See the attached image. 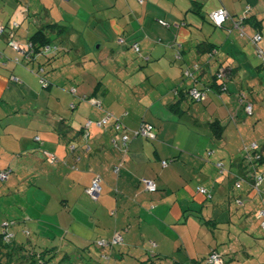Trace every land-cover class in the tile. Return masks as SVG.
Returning <instances> with one entry per match:
<instances>
[{
	"label": "crops",
	"instance_id": "crops-1",
	"mask_svg": "<svg viewBox=\"0 0 264 264\" xmlns=\"http://www.w3.org/2000/svg\"><path fill=\"white\" fill-rule=\"evenodd\" d=\"M221 7L230 17L217 27L209 13ZM241 17L247 19L237 27ZM11 20L19 22L14 30L17 40L28 42L38 31L50 30L51 47L56 49L31 58L19 56L16 63L18 55L8 46V34L0 35V51L7 62L0 65V171L11 170L3 185L7 189L0 192V199L9 203L0 209V223L9 218L20 231L29 227L38 235L30 241L49 252H58L60 244L74 253L84 248L91 252L94 244L109 264H159L169 253L177 256L174 264H186L215 248L226 256V264L235 261L230 246L212 245L219 210L224 211L218 208L215 193L232 195L230 179L216 177L208 160L217 151L209 140L220 141L225 135L224 131L218 136L212 122L219 120L224 130L227 113L239 116L244 109L237 101L243 90L236 79H251L254 85L255 77H261L256 72L263 70L264 60L259 64L248 46L254 34H263L264 0H0V23L8 29ZM54 23L58 25L52 31L48 26ZM136 42L139 51L132 46ZM113 43L128 45L141 62L127 58L119 62L123 52L115 48L107 52ZM178 51L181 58H176ZM214 62L219 66L215 73L224 69L229 91L220 97L214 87L196 101L189 91L215 85V74L211 80L206 77ZM185 69L192 76L183 74ZM37 72L51 81L50 87L43 88ZM137 72L141 75L135 76ZM120 74L126 77L121 80ZM202 81L205 84L198 85ZM256 82L264 92V82ZM120 83L132 90L131 104L122 96H111ZM72 87L79 96L95 93L103 106L79 101L70 92ZM255 89H249L254 102ZM253 100L248 98L255 112ZM72 102L77 103L75 109ZM106 110L120 116L129 129L153 123L156 139L140 136L126 146L120 141L116 145L113 127L95 123ZM86 122H91L89 146H83ZM71 144L73 150L68 149ZM44 151L56 161L46 160ZM165 160L170 163L163 167ZM238 160L240 172L244 166ZM97 174L102 191L94 200L87 189ZM142 178L155 180L158 189L147 191ZM242 184L240 195L250 201L243 207H250L256 220L264 219L256 214L264 200L251 183L247 188ZM201 186L210 190L211 199L197 190ZM118 232L123 235L120 244L96 245L99 239L109 242ZM204 232L208 243L201 238ZM247 251L243 255L250 257ZM69 253L68 249L66 257Z\"/></svg>",
	"mask_w": 264,
	"mask_h": 264
},
{
	"label": "rangeland",
	"instance_id": "rangeland-1",
	"mask_svg": "<svg viewBox=\"0 0 264 264\" xmlns=\"http://www.w3.org/2000/svg\"><path fill=\"white\" fill-rule=\"evenodd\" d=\"M206 26H209L206 24ZM211 27V26H209ZM264 36V31L263 34ZM264 40V39H263ZM252 44L249 43V50L248 52H251V54L254 52L256 57H258V59H260L258 61V63L260 64V61L262 59V61L264 60V57L261 56L259 54V50L258 48H260L261 50L264 51V42L259 41L257 44L251 40ZM263 43V45H262ZM109 48L107 49V52L110 51L111 48H115L117 50L118 53L123 52L124 53V57L121 56L120 58H118V61L123 63L124 59L127 58L130 61H134L137 63V61H139V63L141 62L142 58L138 57V56H133V51L131 50L132 48L128 47V45L124 44V45H118L116 43L111 44L110 46H108ZM89 49L92 51V53H95V50L93 49V47L91 45H89ZM74 53H76V50L72 47L71 49ZM107 52H103V53H107ZM135 52V51H134ZM139 52H137L136 54H138ZM119 55V54H118ZM139 55V54H138ZM145 57V55H144ZM81 60H79L78 62H80ZM77 62V63H78ZM264 62V61H263ZM262 62V66L263 70H259V72L257 71L258 69H255L254 71H257V75L261 76L260 79L255 77L256 81L261 80L264 82V63ZM217 62H214L213 64V71H209L210 67L207 70V79H213V76L215 73V70L218 69L219 66H216ZM225 63V62H224ZM76 64V63H75ZM79 65V64H78ZM133 66V64L131 65ZM78 67V66H76ZM134 68V67H132ZM224 68H227V66H224ZM221 70L224 72V69L221 68ZM244 72V71H243ZM137 74L141 75V73H135L134 75L137 76ZM245 75V72L242 74V76ZM116 76V75H115ZM118 77H120L121 80H123L126 75L125 74H120L118 75ZM109 79H114V75H108ZM120 80V82H121ZM251 79H245V78H240L238 77L236 79V83L238 84L237 88H241L243 91H240L243 95L245 94L247 97V101L248 98L253 100L250 97H253L250 93L251 91L249 90L252 86H256V89L254 92L255 94V98H256V102H254L255 105V112L252 115V113H249L246 110V106H244L243 111H241V114L239 116L236 115V113L234 112V114L229 115V113H227L226 118L224 119V123L227 126L226 129H224L223 131H225V135L224 138L220 139V141L215 140L213 138H211V140H209L210 143L213 144V146L215 147V149L217 150L216 153L214 154V156L208 157L209 161L212 164V167L214 168L215 171L218 172L216 177L222 178L223 176H226L227 178L230 179L231 181V187H230V191H231V195L232 196H228V194H225V196L222 195H218L215 193V199L217 202L220 203L219 205V209L224 210L223 212L225 213L223 216L221 215L222 213L219 210V224L216 228V233L215 236H213L214 238V242H213V246L217 245L219 248H221V246H230L234 251H235V255H234V260L233 262H230V260L228 261V264H263L264 262V230H263V221L264 219L261 220H256L254 215L252 214V212L249 210L250 207L245 208L243 207V205L246 203L247 206H249V200L247 196H241L240 193L242 191L241 186H238L237 181L239 179V166H237V162L239 161L238 159L240 158L239 156L242 155V151L241 150L243 148L246 147L247 143H251L254 141L259 142L262 146L264 145V92L262 91V87L260 90L259 87L261 86L259 82H256L255 80V84L252 85V83H250ZM242 81V82H241ZM118 82V81H117ZM202 82H198V85L201 86ZM205 84V83H203ZM123 88V89H122ZM139 90L141 92L145 91L144 88H139ZM112 93L111 96L115 97V96H122L125 100L126 103H130L131 101L129 100L130 98H133L132 96V90H130L129 88H127V86H123L121 83L119 84V86L113 88V90L110 92ZM142 95V93H140V96ZM139 96V97H140ZM241 96L238 95L237 101H239V103L241 102ZM137 104L135 105L138 108H143L141 105L138 104V102H136ZM131 104V103H130ZM241 105V104H240ZM207 114V113H205ZM203 114V115H205ZM233 116V117H232ZM210 118V115L208 116ZM183 123L186 125L187 123H189L187 120L183 121ZM135 129V128H132ZM205 138V136H204ZM206 139V138H205ZM121 143L123 142V138H119V140ZM231 152V154L233 153L234 156H230L229 152ZM264 152V150H263ZM244 153V152H243ZM223 168L224 169V173H223ZM261 171H264V164L261 166ZM237 174V175H236ZM225 177V178H226ZM218 180V179H217ZM219 181V180H218ZM243 188H247L246 187V183L243 181ZM4 182L0 181V192L3 191L4 189H7V187L3 186ZM212 187V186H211ZM210 187V188H211ZM219 188V184H217L216 190ZM239 194V195H238ZM1 197H7V196H1ZM240 199V201L243 202V204H240L235 201L234 199ZM7 204H9L8 202H6V199L1 198L0 199V209L4 206H6ZM207 213V211L205 212V214ZM249 214L248 216H246V214ZM2 214V213H0ZM198 216V214H196ZM1 217V215H0ZM207 217H209V215H207ZM232 217V222L229 220V218ZM196 219V217H194ZM242 219V221H241ZM199 222V219H196ZM245 220V221H244ZM237 221H239L240 223H238ZM254 222L257 223L258 226H260L259 228H256L255 225L253 224ZM261 224V225H260ZM252 226L255 229L254 234H252L251 232V228ZM31 227V225H30ZM27 229L30 230V228L28 227ZM13 232L17 234V241H27V239L29 237H31L34 242L36 237H38L37 234H35L34 232H32V234H26L23 231H20L21 229L18 226H15L12 228ZM208 230V229H207ZM208 231L211 232V229H209ZM31 232V230H30ZM212 233V232H211ZM30 238V239H31ZM201 238H204L205 242L207 241L208 238V234H206V232L203 233V235H201ZM155 241H152V243ZM201 242L203 244H199L203 247L204 251H205V244L203 239H201ZM151 243V245H152ZM208 243V241H207ZM210 243V242H209ZM60 244V243H58ZM60 246V250L58 252H56L55 254L56 259L51 261L50 264H109L110 261L109 259L103 258V254L102 250H95L94 249V244L91 245V252H89L88 250L86 251V249L84 248L83 250H81L82 252L80 253H74L73 249H70L67 246H62L61 244ZM87 248V247H86ZM70 251L69 255L63 259L64 254H66V252ZM101 249V248H100ZM148 250H151L150 247H147ZM73 250V251H72ZM248 250L247 252L250 253V257L244 256L243 255V251ZM76 251V250H75ZM168 251H169V247H168ZM203 251V252H204ZM101 252V253H100ZM151 253V252H149ZM102 257H101V256ZM261 255H263L261 257ZM179 256V255H178ZM177 256L172 255V253H169V256L166 257V261L164 262H159V264H174L173 260H177L176 259ZM50 257H48V261ZM63 259L62 262H60ZM224 260H226V256L224 255ZM227 261V260H226ZM113 263V262H112ZM111 263V264H112ZM158 264V263H157Z\"/></svg>",
	"mask_w": 264,
	"mask_h": 264
},
{
	"label": "trees",
	"instance_id": "trees-1",
	"mask_svg": "<svg viewBox=\"0 0 264 264\" xmlns=\"http://www.w3.org/2000/svg\"><path fill=\"white\" fill-rule=\"evenodd\" d=\"M243 18H244L243 19V23H244V21H246L247 18L246 17H243ZM56 25H58V24L54 23L52 26L49 25L48 28H50L53 31L54 26L56 27ZM48 32H50V30L49 31L48 30L47 31L46 30L38 31L37 34L33 38L30 39V41L32 42L33 47H34V52H33V54H31V56H34L35 54H38V53H46V54L51 53L52 48H53V50L56 49L55 46L51 47L52 41H51V38L49 37ZM2 35H4V34H2ZM6 40L8 43V38ZM30 41H28V42H30ZM21 42H23V41H21ZM173 45L174 44H172V43L167 44L168 47H172ZM210 52H212V53L215 52V49L211 48ZM0 54H1L0 65L7 64V62L4 59L3 52L0 51ZM177 55H180V57H177ZM31 56H29L28 58H31ZM181 56H182L181 52L178 51V53L176 54V58H181ZM25 58H27V57H25ZM19 62H20V60L16 63H19ZM187 70L188 69H185L183 74H185L186 76H190V75L185 73V71H187ZM189 71H190V69H189ZM216 75H217V73L215 74V78H214L215 79L214 80L215 85L208 86V88H203L201 90H205L206 92H209V90L216 87V89L218 90L217 95H219L221 97V95H222L221 93L229 91V86L227 84L228 78H227L226 73H225V76L221 79H218V77ZM38 76H39V80L41 81L43 88L51 86V81L48 80L45 77V75H40V72H39ZM191 76H192V74H191ZM12 78L15 79L16 81H18L16 77H12ZM41 79L46 80V83L43 84ZM218 81H219V83H218ZM224 87H226V89ZM70 92L73 93V96L76 97L77 99H79V101L80 100L88 101V102L93 103L97 106H101V107L103 106V104H102L103 102L96 97L95 93L94 94L92 93L91 96H86V95H80L79 96V95H77V90L75 87H72L70 89ZM237 94L240 95L242 98L243 94L240 91ZM246 101H247V96L245 95V98L241 99V103L244 104V106L247 105L248 103H251L249 101L248 102H246ZM76 104H77L76 102H72L70 107L72 109H75ZM253 112H254V106H253ZM253 112H252V114H253ZM104 118H106V123H104V125H101V126L108 128L109 125H111V127H113V129H114L113 141L116 145H117L119 138L123 137L124 134H128V133L133 134L134 131H136L140 128V127L137 129L127 128L126 127L127 125L122 121L120 116H118L117 114H114L113 112H110L108 110H106V114L104 115V117L101 120L96 121L95 123L99 124V122H101ZM142 124H143V122H142ZM214 124L217 125V126H214L216 133L218 134V136H222L224 131H223V127L221 126L220 121L216 120V121L212 122V125H214ZM90 127H91V122L90 123L86 122L84 124L83 130H82V136L84 137L83 146H89V142H90L89 138L90 137L87 136V138H86L85 134L86 133L89 134ZM140 136H137V137H140ZM134 138H136V137L132 136L131 139H134ZM35 139L38 141H42V139L39 135H35ZM126 144H124V145L126 146ZM254 144H256L257 147H255ZM72 147L74 148L75 145H73V144L69 145L68 149L73 150ZM241 150H244V151H242V155L240 156V160H241L240 164H242L244 166V169L239 172V179L237 181V184H238V186H240L243 181L246 183H248V182L251 183V186L253 189L256 190L257 188H259L261 190L260 192H258L257 190L256 191L261 196V199L264 200V187L262 185V183H264V181L262 183H260V185L256 188V182H257L258 176L260 174L264 175V171L262 172L260 169L261 166L264 164V152H263L264 145L262 146L259 142L253 141L251 143H247L246 147L241 149ZM47 151H44L45 156H46V160H48L51 163H54L56 161V157H54V155H53V158L50 159ZM224 169L225 168H223V170H222L223 173H224ZM1 171H6L8 173V175L11 172L10 168H6V169H3ZM1 171H0V173H1ZM97 176H100V175L97 174L95 177H97ZM9 177H10V175L8 176L7 179H2V177L0 176V180H2L3 182H6V181H8ZM100 178H101V176H100ZM101 185H102V183H101ZM211 196H212V193H211ZM207 198L211 199L212 197L207 196ZM235 201H237L239 204H240V202H241V204H243V202L240 201V199H238V198ZM261 208L264 209V205ZM261 208H259V209H261ZM256 214H257V211H256ZM4 222H8V224H5ZM14 225H15V222H13L9 218L3 220L0 223V264H50L51 261L56 259V256H57L55 254L56 252H49V250L42 249L40 246L32 243L30 241V238H28L27 241H25V242L17 241V239H16L17 234L14 233L12 230ZM24 233H26L28 235V233H30V230L25 229ZM9 234H12L13 237L11 240L8 241L5 238V236H7ZM96 245L98 246V241H96ZM216 251H219V249L215 248L212 251H210L207 255H205L204 257L192 259L191 263H186V264H207L206 260L209 257V255L212 254L213 252H216ZM48 257H50V259H49L50 261H48ZM65 258H66V255L64 254L63 259H65ZM63 259L60 262H62Z\"/></svg>",
	"mask_w": 264,
	"mask_h": 264
},
{
	"label": "built area",
	"instance_id": "built-area-1",
	"mask_svg": "<svg viewBox=\"0 0 264 264\" xmlns=\"http://www.w3.org/2000/svg\"><path fill=\"white\" fill-rule=\"evenodd\" d=\"M210 15V19L213 23V25L215 26H223L222 24L230 17V13H228L227 9L224 7L218 8L216 11H212L209 13ZM243 17L239 20L236 21L235 25L237 27H241V23H243ZM164 25H167V23L165 21H161ZM10 26L8 27V29H6V27L4 25H2L0 23V35L2 34H8L7 38H8V46H10L16 53H17V57H15V61L18 62L20 60V57H29L31 56V54H33L34 52V47L32 42H21L19 39L17 40L15 37V32L14 30L18 27L19 22L17 20H11L10 21ZM263 39V35H261V33H256L253 35L252 40L257 44L259 41H261ZM121 42H124L123 39H120ZM133 48L137 51L140 50V46L139 43L136 42V44L132 45ZM259 50V54L261 56L264 57V52L263 50H261L260 48H258ZM20 56V57H19ZM1 57V54H0ZM177 57H180V55H177ZM1 59V58H0ZM186 74L191 75L192 73H190L189 70L185 71ZM218 79H221L225 76V72H223L222 70H220L217 75ZM43 84L46 83V80L41 79ZM226 89V87H224ZM189 95L190 97H192L194 100H202L205 99L207 96V92L205 90H201L199 88H192L189 91ZM245 98V95L242 96V99ZM246 106V110L249 113L253 112V106L251 103H248ZM104 123H106V118H104L101 122H99L100 125H104ZM144 136L147 139H155L157 137V135L154 132V125L153 123H147V122H143V124L140 126V128L136 131L133 132V134L128 133V134H124L123 138V143L126 144L131 138L132 136ZM88 133L85 134V137L87 138ZM255 147H257L256 144H254ZM73 148V147H72ZM49 158H53L50 157ZM170 161L169 160H165L162 162L163 167L169 165ZM118 170V169H117ZM0 176L2 177V179H7L8 178V173L6 171H1ZM142 181L144 183L145 189L149 192H154L157 190L158 185L157 182L155 180L149 179V178H142ZM264 181V175L260 174L257 178V182H256V188L260 185V183H262ZM101 178L100 176L95 177V179L92 182V186L90 188L87 189V192L89 195L92 196L93 199H97L99 197V194L102 190V185H101ZM200 193L202 192L203 194L212 197L211 193L209 190H207V188H205L204 186L198 187L197 189ZM258 192H260L261 190L259 188L256 189ZM257 215L259 217L264 216V209L258 210L257 211ZM5 224H8V222H4ZM263 223V229H264V222ZM13 237L12 234H9L7 236H5V238L9 241L11 240ZM100 246H110V245H114V244H120L121 242H123V236L121 233H116L114 235V237L109 241H105V240H100L98 241ZM154 246H156V243H152ZM207 264H226V260H224V254L220 251H216L213 252L212 254L209 255V257L207 258Z\"/></svg>",
	"mask_w": 264,
	"mask_h": 264
},
{
	"label": "clouds",
	"instance_id": "clouds-1",
	"mask_svg": "<svg viewBox=\"0 0 264 264\" xmlns=\"http://www.w3.org/2000/svg\"><path fill=\"white\" fill-rule=\"evenodd\" d=\"M222 25H223V24H222ZM211 53H212V52H211ZM213 53H214V52H213ZM155 139H156V138H155ZM100 183H101V182H100ZM157 185H158V184H157ZM89 188H90V187H89ZM157 189H158V188H157ZM101 191H102V190H101ZM209 191H210V190H209ZM87 193H88V192H87ZM100 193H101V192H100ZM99 197H100V194H99ZM99 197H98V198H99ZM98 198H97V199H98ZM94 200H95V199H94ZM28 234H31V233H28ZM122 236H123V235H122ZM100 240H103V239H99L98 241H100ZM105 241H106V240H105ZM109 241H110V240H109ZM114 245H115V244H114ZM98 246L101 247V248L109 247V246H105V247H104V246H100V245H99V242H98ZM110 246H113V245H110Z\"/></svg>",
	"mask_w": 264,
	"mask_h": 264
}]
</instances>
